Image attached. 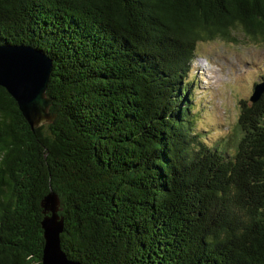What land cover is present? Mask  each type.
<instances>
[{"label":"trees","instance_id":"1","mask_svg":"<svg viewBox=\"0 0 264 264\" xmlns=\"http://www.w3.org/2000/svg\"><path fill=\"white\" fill-rule=\"evenodd\" d=\"M236 31L264 43V0H0V46L52 61L55 116L32 128L0 87V264H43L51 189L73 261L264 264V92L234 153L195 127L199 46Z\"/></svg>","mask_w":264,"mask_h":264},{"label":"rangeland","instance_id":"2","mask_svg":"<svg viewBox=\"0 0 264 264\" xmlns=\"http://www.w3.org/2000/svg\"><path fill=\"white\" fill-rule=\"evenodd\" d=\"M237 42L214 40L199 46L190 74L195 98V127L212 148L234 153L239 137L240 102L251 106L254 88L264 81V43L240 31Z\"/></svg>","mask_w":264,"mask_h":264},{"label":"water","instance_id":"3","mask_svg":"<svg viewBox=\"0 0 264 264\" xmlns=\"http://www.w3.org/2000/svg\"><path fill=\"white\" fill-rule=\"evenodd\" d=\"M52 70V61L36 49L0 46V87L14 98L32 128L55 118L49 113L53 100L46 96ZM263 92L264 82L255 86L251 102H257ZM42 207L47 215L42 222L45 239L43 264H84L69 259L62 249L64 219L59 216L60 199L52 189Z\"/></svg>","mask_w":264,"mask_h":264}]
</instances>
